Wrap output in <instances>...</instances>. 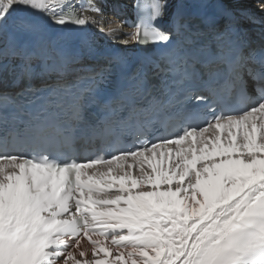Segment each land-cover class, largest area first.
Listing matches in <instances>:
<instances>
[{
    "label": "snow or ice",
    "instance_id": "6c2138e0",
    "mask_svg": "<svg viewBox=\"0 0 264 264\" xmlns=\"http://www.w3.org/2000/svg\"><path fill=\"white\" fill-rule=\"evenodd\" d=\"M133 10L100 52L94 0H0V264H264V30L224 0Z\"/></svg>",
    "mask_w": 264,
    "mask_h": 264
},
{
    "label": "bare ground",
    "instance_id": "6f19581e",
    "mask_svg": "<svg viewBox=\"0 0 264 264\" xmlns=\"http://www.w3.org/2000/svg\"><path fill=\"white\" fill-rule=\"evenodd\" d=\"M216 2V0H214ZM258 0H224V3H226L229 7H231L233 10H236L238 8H244L246 3H252L253 5L257 6ZM83 2H86V0H83ZM94 2L98 5V7L102 10H105V15L107 16V20L104 21L103 18L100 16L101 13L98 12H84V15L93 16L97 21H99V24L96 26H92L95 30L101 31L100 29L107 30L109 27L115 28L119 24H117V18L115 14L117 12H121L123 9L128 10V8L131 6V0H94ZM107 22V23H106ZM116 23V24H115ZM10 30V29H9ZM132 30H126L121 29V32L118 33L116 36H108L107 39L111 43H114L118 46L124 47L123 40L124 35L123 33L131 32ZM102 33V32H101ZM104 36V35H103ZM105 37V36H104ZM130 49H134L135 45H130Z\"/></svg>",
    "mask_w": 264,
    "mask_h": 264
},
{
    "label": "rangeland",
    "instance_id": "374dc122",
    "mask_svg": "<svg viewBox=\"0 0 264 264\" xmlns=\"http://www.w3.org/2000/svg\"><path fill=\"white\" fill-rule=\"evenodd\" d=\"M103 16V15H102Z\"/></svg>",
    "mask_w": 264,
    "mask_h": 264
}]
</instances>
